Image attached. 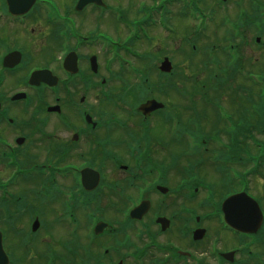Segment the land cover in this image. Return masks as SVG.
<instances>
[{
  "label": "flooded vegetation",
  "instance_id": "af4514ba",
  "mask_svg": "<svg viewBox=\"0 0 264 264\" xmlns=\"http://www.w3.org/2000/svg\"><path fill=\"white\" fill-rule=\"evenodd\" d=\"M67 1H70L68 7L72 8L73 0ZM5 2L6 0H0V14L3 15L7 11ZM98 8L101 7L88 3L82 7L81 12L96 13ZM36 10L34 4L21 18L8 17L11 21H6L5 16L0 17V189L2 186H10L13 198H7V201L15 209L12 215L15 219L21 217L25 210L29 217H36V208L33 206L35 201L40 197L41 191H49L52 186L50 168L53 156L47 155L44 163L32 160L38 143L44 146L46 143L52 144L57 156H73L74 161L70 162L78 164L75 160L83 157L84 145L87 148L84 154L87 156L90 153L89 142L101 143L104 139V127H108L109 132L112 127L108 123L109 119L105 118L106 114L100 115V99L96 92L90 102V90L101 78L102 60L95 44L83 43V38L90 37L89 30L78 28L76 30L80 37L70 36L71 45L69 44L67 52L71 56L65 69L61 63L55 61L56 55L50 42L44 45L40 40V44H37L36 38H27L36 36L35 28L26 26L33 20ZM6 27L17 28V32L22 30L19 33L20 38L8 39ZM7 55L12 58L5 64ZM19 55L20 61L13 63ZM75 63L77 70L72 71ZM12 64L14 66L11 68ZM34 69L50 70L57 77L56 86L52 87L43 82L29 84V73ZM17 94L23 96L17 98ZM153 114L155 111L149 116ZM105 136L112 139L109 133ZM129 141L130 137L126 143ZM109 142L113 146V139ZM96 144L95 148H98ZM4 147L8 150H4ZM121 149H124L123 146ZM154 149L153 146L151 153H154ZM143 152V157H149L147 144L144 145ZM104 156L106 157L105 152ZM91 157L92 161L88 164L97 166L102 181H125L128 173H137H133V170H144L143 180L147 187L142 200L148 203L149 209L140 222H135L140 225L122 232H118L117 224L113 223L118 215H108L104 220L108 223L106 231L95 237V242L86 248L89 255L80 259L78 264H264V211L262 224L254 234L225 229L220 225L218 216L212 213L218 209L212 210V205L207 200L187 199L186 196H181L180 190H174L171 194L167 190L163 196L168 197L161 199L155 189L157 186H164L166 180L164 174L158 173L155 168L125 166L119 167L121 172L116 173L115 162L97 164L96 155L92 153ZM31 168L39 170V174L32 177L18 175L15 176L17 179L13 177L14 179L6 181L14 170H17V174H22ZM70 168L72 167L67 169ZM74 168L75 175H79V171L83 169L82 166ZM107 174L110 176L106 177ZM76 180L77 178H71L72 183H75L74 187L79 188ZM20 182L21 186L14 189ZM104 184L103 188H98L101 187L98 185L91 191L100 194L94 199L90 196V202L114 207L121 200L107 194L115 189ZM258 184L260 186L264 181L262 183L258 180ZM20 190L22 191L18 192ZM193 190H197L196 186ZM27 192H31L32 201L25 198ZM102 196L107 197L102 199ZM124 201L120 206L127 202L126 199ZM158 218H163V221L158 222ZM211 227L213 230H210ZM223 232H227L229 236H224ZM5 250L9 260L13 259L10 250ZM17 263H20L19 259Z\"/></svg>",
  "mask_w": 264,
  "mask_h": 264
},
{
  "label": "rangeland",
  "instance_id": "374dc122",
  "mask_svg": "<svg viewBox=\"0 0 264 264\" xmlns=\"http://www.w3.org/2000/svg\"><path fill=\"white\" fill-rule=\"evenodd\" d=\"M65 1L67 0H57V3L59 4L60 7L62 8H68V6H66ZM108 2H111L123 7H126L127 4L126 2H124L123 0H107ZM204 3V6L206 7V9L211 8L214 6V4L211 2L212 0H202ZM263 7V6H262ZM43 13V12H42ZM41 11L37 12L33 15V20L28 23L26 26H33L35 28V33L36 36H27V38L33 39L36 38L35 40H37V44H40V40L43 42V44L45 45L47 42H50V44L53 47V50L55 49L54 53L56 52L57 49V42H55V40L53 39L52 36H54V28L52 27V25H48L44 22V19L46 21V16L43 13L42 14ZM235 13V11H234ZM44 15V16H43ZM138 12L132 8V7H126L125 9V17H126V21L128 23L131 22V20H128L127 18H133L134 16H137ZM174 15V14H172ZM219 14H217L218 16ZM95 13H87V14H82V15H77L75 16V20L77 22L78 26H84L86 28H102L106 31H108L112 36H116L118 34H120L121 37H123L125 34H127V29L124 28L125 26L122 24L119 25L116 22H113L110 20V16L108 14H98L96 15V17L94 18ZM219 17H215L213 22H208V26H206V28L204 29L203 32H199L194 34L192 32V35H190L191 33V28L195 29V26H190L189 22H185V21H179L177 20V18L173 17L171 20V24L173 25V27L175 26V32L174 34L170 33V32H166L163 30V28H161V26H158L156 28H150V41H143V43L141 45L139 44V46L137 44H135V46H131L130 48H132L134 51L137 52V50L143 51L140 52L141 53V57L138 58H134L131 57L129 54L127 55L129 57V59L132 60L133 64L137 67V69L139 71H141V74H137V73H133V74H129L127 73V70L125 68H120L116 63H113L112 65V74L109 75V73L105 72L104 69L102 68L101 71V76H107L108 78L117 76L115 74V72H120V75L118 76L120 78V80H118L119 83H112V85L117 88L116 91H118V88H125L127 87V90L125 92L124 95H121L122 97V104L123 107H128L130 108L132 103H134L136 100H140L141 97L137 94L136 91H139V88L141 89L142 86H140V82H142L143 80V76L145 74L148 75L149 77V82L152 84V87H154V85H156V81H157V77H156V70L154 68H152L154 66V64H156L158 57L164 55L166 57L169 58V60L172 63V67H173V75H171V77L168 78V76L164 75V92L163 93H157V92H153L151 94V96H154L158 99H162L164 100L166 103H174L177 101V96H176V91H175V87H184V93L186 96H192L193 91H191V87L193 84V80H197L198 84L197 86L203 85V84H207V75L208 73L212 70V68H215V65L212 64L211 62L210 64L206 67L204 64V62H206L207 58L208 61H210V57L213 55L218 59V56L220 57L218 65H224L226 62H229V56L227 54H224L223 48L222 46L224 44H226L227 42L224 40L225 36L223 35L225 31H227L226 26H222L220 25L218 22ZM217 21V22H216ZM47 22V21H46ZM195 23V21H194ZM115 25V26H114ZM8 26H17V25H8ZM25 26V25H22ZM261 30L262 31V26H240V33L238 35H235L234 38V42L235 44H237L239 40L242 41V39L245 38V42L244 43V47L241 45L240 49H238L239 55L235 56L236 58H241V54H242V62L244 63L243 65V74H241L242 77H248L247 75V71H254V72H260L263 71L264 72V45L263 46H259L262 45L260 43H264V34L260 36L261 42L255 44L253 42L254 36L256 34V31ZM6 31L8 32L7 34H9L8 39H12V38H20L19 33L22 30H18L17 32V28H12L6 27ZM18 33V35H17ZM172 34V35H169ZM190 35L191 39H197V47H196V53L195 54H190V48L188 46V44L185 42V40H183V38H185L186 35ZM229 35V34H228ZM243 36V38H242ZM125 37V36H124ZM45 41H44V40ZM122 40H124V38H122ZM209 44H214L215 47L214 50L212 52L208 53H202L204 49H206V47H208ZM38 51L40 50V47H38L37 49ZM228 51L230 52V49H228ZM145 52V53H144ZM106 57L105 54L102 55L101 59L102 63L103 59ZM232 57L230 58V60L232 61ZM203 61V62H202ZM123 72V73H121ZM145 74H144V73ZM181 75L183 77H181ZM242 77H238L233 81V84H239L240 85L244 84V78ZM248 79V78H247ZM247 82L250 84V80H247ZM120 86V87H119ZM125 86V87H124ZM174 88V89H173ZM95 92V91H93ZM91 96V100L94 98V93L90 94ZM198 95V94H196ZM224 101L226 102V104L230 103L229 99H228V95L224 94ZM150 96V95H149ZM234 96H238L237 94H234ZM239 96L243 97V95L239 94ZM230 98V96H229ZM256 98V96H255ZM258 100V97H257ZM180 101V100H179ZM187 104V103H185ZM222 104V103H221ZM225 103H223V105L226 106ZM104 108H106V110L108 111H114L116 110L113 105H108V104H101ZM230 105V104H229ZM197 108H204V114L202 116V118H200V120L203 122V125L205 127V129L208 130V132L211 130L210 128L213 127V131H215L214 129H216L215 127H217V129H223V123L218 122V120L216 119L217 116L216 115V111L215 108L213 107H206L205 105L203 106V104H199L198 106H196ZM230 107H232L230 105ZM124 110V109H123ZM123 110H121V112H118L117 110L115 111L116 113H118L121 118H126L125 116V111L123 112ZM202 111V110H201ZM191 113V111L188 112H184V118L189 116ZM201 114V112H200ZM154 117V116H153ZM208 117V118H207ZM151 119L157 120L160 119L159 116L154 117ZM208 121V122H207ZM119 122H123L124 123V127H125V131H127V135L128 137H131L132 135L134 136H138L140 138L141 141H144V143L149 142L150 136L149 133L150 131L154 130L159 132L161 135H164V139H172L173 137V132L172 130L168 129L166 127V124H162V125H152L151 123L147 124V123H138L137 121L132 120L131 117H127L124 120H119ZM212 126V127H211ZM115 131H117L116 129H114V131H112V133H114ZM183 132V129H181V133ZM264 133V132H263ZM219 137H221V139H223L226 143H227V138L224 137V135L219 134ZM260 139H264V134H258V137ZM161 143V146L165 143V141H162L161 139H158ZM136 143L133 145H136L137 142H139V139L136 138ZM246 145L248 144V141L246 142ZM169 145H171V142H168ZM215 142L213 141H208V151H210L212 154H209L211 158L213 156V153H216L215 149H219L218 147L215 146ZM38 146H43V144L40 145V143L37 144ZM36 145V146H37ZM218 145V144H216ZM38 146L36 148L37 151L42 152V150L38 149ZM251 146V145H250ZM181 147L184 148V145H181ZM252 147V146H251ZM182 149V148H180ZM172 151L177 152V149H173ZM169 152V151H168ZM167 152V153H168ZM166 154V152H165ZM178 156L176 157H169L168 159V164L169 165H174L175 162L177 161ZM212 160V158H211ZM68 161V160H65ZM78 161V160H75ZM218 161H214V163H217ZM63 163V162H60ZM154 166V163L152 162V164ZM184 165H186L185 160L183 159V157H181V162H180V171L184 173L189 172L190 170H192L191 168V164H187L185 167ZM215 165L216 167L218 166V164H211V161L208 160V167H207V163H205L203 165V171H208V180L211 181V183L214 185V183L217 182V178L218 176H222L223 172L220 171H216L215 169ZM205 166L207 168H205ZM184 167V168H183ZM149 169H154L155 171L161 172L165 175L169 177L172 174V171L174 168L171 169H167V171L165 170V167L162 166L161 164H158V168L157 167H148ZM232 171L234 172L235 170L237 171V166L233 164V166L231 167ZM238 169L240 170L241 168L238 167ZM238 172V171H237ZM117 173V172H116ZM228 173L230 174V178H232L233 182L235 181L234 178L232 177L231 171L229 169ZM262 174H264V172H262ZM110 175L107 174L106 177H109ZM219 179V178H218ZM262 181V178L259 177H249V181H250V187H251V191L256 193V194H261L264 198V188L263 186H259L258 181ZM255 180V181H254ZM167 184L169 186H171V181L168 180ZM122 185V192L126 190L127 185L125 183H121ZM21 186V182L20 184H18L17 186L13 187L14 189H18ZM233 188L235 187V182L232 185ZM261 189V190H260ZM215 190L217 191V194L214 198L218 201V199H220V194H222L223 192H225L224 187L221 188V186L219 187V185L217 187H215ZM22 190L18 191L21 192ZM134 194H135V189H134ZM28 199L32 198V194L31 192H27V197H25ZM208 198V197H207ZM211 198V196H210ZM209 198V199H210ZM32 201V199H30ZM125 202L124 200L122 201V203ZM60 200H55L52 201L51 203H46V204H42V206H40L39 204L36 203V210L38 213H40V216L38 217L40 219V221H42V227L39 231V233L35 236V239L32 238L29 234V225H30V218L28 217L27 213L24 212L21 217L17 218V225L20 228L22 234L16 233L17 229H14V226L12 224L5 223L6 220L5 219H1L2 216V209H0V227L3 229L4 231V236L8 242V247L10 248L11 251H13L14 258H21L20 260H24L26 261V263L30 262V259H28V257H26V252H28L29 250H31V253L33 252H37L40 253V249H43V247L46 246V243L49 242L51 243V240H54L56 242V239H58L57 241H60L62 238H64V231H65V226L63 224H61L62 222H54L52 221L53 217L56 216L59 212H60ZM42 219V220H41ZM210 230H213V227H211ZM213 232V231H212ZM16 233V234H15ZM224 236H229L227 232H223ZM61 234H63L61 236ZM24 235H28L30 237H28L30 239L29 242L25 243H21V239L23 238ZM18 236V237H17ZM22 236V238H21ZM45 237V238H44ZM89 236H82L81 240H86V238H88ZM27 238V239H28ZM28 239V240H29ZM108 239V238H106ZM90 241V240H89ZM53 242V241H52ZM57 249L61 250L62 245H56ZM60 247V248H59Z\"/></svg>",
  "mask_w": 264,
  "mask_h": 264
},
{
  "label": "water",
  "instance_id": "95a60500",
  "mask_svg": "<svg viewBox=\"0 0 264 264\" xmlns=\"http://www.w3.org/2000/svg\"><path fill=\"white\" fill-rule=\"evenodd\" d=\"M8 3H10V0H9V2ZM163 69H165V70H169V68H170V65H169V62H168V60L167 59H165L164 60V62H163V64H162V66H161ZM154 101H148L145 105H143L142 106V108H146V107H148L147 105H149V104H151V103H153ZM236 197V196H235ZM234 197H231V199H233ZM231 219V221L232 222H234V224L236 223V220L235 219H233V218H230Z\"/></svg>",
  "mask_w": 264,
  "mask_h": 264
}]
</instances>
